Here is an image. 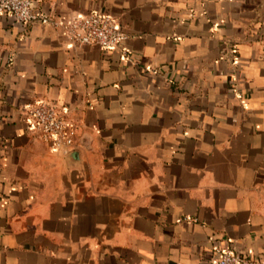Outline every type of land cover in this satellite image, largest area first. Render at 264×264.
Masks as SVG:
<instances>
[{
  "label": "crops",
  "instance_id": "obj_1",
  "mask_svg": "<svg viewBox=\"0 0 264 264\" xmlns=\"http://www.w3.org/2000/svg\"><path fill=\"white\" fill-rule=\"evenodd\" d=\"M0 15V264H264V0H34ZM102 12L128 37L74 44ZM76 126L53 147L27 104Z\"/></svg>",
  "mask_w": 264,
  "mask_h": 264
},
{
  "label": "built area",
  "instance_id": "obj_2",
  "mask_svg": "<svg viewBox=\"0 0 264 264\" xmlns=\"http://www.w3.org/2000/svg\"><path fill=\"white\" fill-rule=\"evenodd\" d=\"M0 15H8L24 25L35 21L52 23V16L39 10L34 0H0ZM67 37L74 44H93L105 49L121 46L127 32L110 14L90 12L72 18L67 24ZM27 129L51 142L53 147L72 146L76 126L56 102L38 99L27 104L24 112ZM216 264H261L254 257L231 248L215 247Z\"/></svg>",
  "mask_w": 264,
  "mask_h": 264
}]
</instances>
